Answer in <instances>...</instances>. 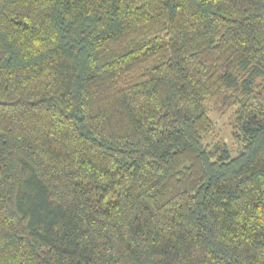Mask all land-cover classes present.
Segmentation results:
<instances>
[{
	"label": "trees",
	"instance_id": "1",
	"mask_svg": "<svg viewBox=\"0 0 264 264\" xmlns=\"http://www.w3.org/2000/svg\"><path fill=\"white\" fill-rule=\"evenodd\" d=\"M0 264H264V0H0Z\"/></svg>",
	"mask_w": 264,
	"mask_h": 264
},
{
	"label": "rangeland",
	"instance_id": "2",
	"mask_svg": "<svg viewBox=\"0 0 264 264\" xmlns=\"http://www.w3.org/2000/svg\"><path fill=\"white\" fill-rule=\"evenodd\" d=\"M209 112L215 122L213 135L209 137V142L215 144H225L233 154L240 148V142L233 134V110L221 98L207 100Z\"/></svg>",
	"mask_w": 264,
	"mask_h": 264
}]
</instances>
